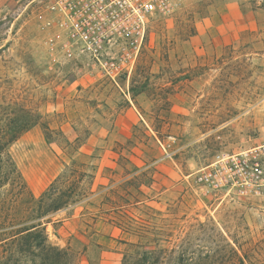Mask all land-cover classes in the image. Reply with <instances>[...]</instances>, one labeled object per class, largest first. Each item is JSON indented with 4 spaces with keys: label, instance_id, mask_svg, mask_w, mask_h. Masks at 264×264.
I'll return each mask as SVG.
<instances>
[{
    "label": "rangeland",
    "instance_id": "obj_1",
    "mask_svg": "<svg viewBox=\"0 0 264 264\" xmlns=\"http://www.w3.org/2000/svg\"><path fill=\"white\" fill-rule=\"evenodd\" d=\"M47 1L0 0V120L37 121L0 156V264H131L150 250L188 264L222 236L264 264V191L195 182L264 144V0H173L117 86L47 45ZM70 182V203L34 221L41 195ZM38 222L50 251L18 254L10 237Z\"/></svg>",
    "mask_w": 264,
    "mask_h": 264
},
{
    "label": "built area",
    "instance_id": "obj_2",
    "mask_svg": "<svg viewBox=\"0 0 264 264\" xmlns=\"http://www.w3.org/2000/svg\"><path fill=\"white\" fill-rule=\"evenodd\" d=\"M173 0H48L43 22L47 45L60 43L84 68L113 82L129 78L151 19L170 12ZM263 160V161H262ZM195 177L209 189L247 186L264 191V144L220 160Z\"/></svg>",
    "mask_w": 264,
    "mask_h": 264
},
{
    "label": "trees",
    "instance_id": "obj_3",
    "mask_svg": "<svg viewBox=\"0 0 264 264\" xmlns=\"http://www.w3.org/2000/svg\"><path fill=\"white\" fill-rule=\"evenodd\" d=\"M3 48H0V51ZM37 121L33 118L30 119H15L8 118L0 120V156H2L4 150L25 131L34 126ZM82 175V174H81ZM80 178L77 179V181ZM7 178L2 175L0 167V188L5 185ZM75 185L70 182L64 190H57L53 184L41 195L37 203V209H35L36 216L34 221H41L42 218H47L48 215L53 214L63 208H65L71 201L74 195ZM41 222L31 224L29 227H25L17 231L12 238V243L19 245L18 254L27 252L32 257H35L36 251L49 252L47 248V239L45 236V229ZM224 244L222 248L214 252H207L204 256H197L198 260H195L194 253H188V264H245L243 258L240 257L237 251L230 245V243L222 236ZM3 240H0V242ZM137 245H130V249L137 248ZM167 250H159L157 253L150 251L136 252L133 251L130 254L124 255L123 263L131 264H162L164 258L160 257L159 253L166 254ZM171 252V251H170ZM173 252V251H172ZM56 259H60L59 252L55 253ZM186 254L180 253L179 261L183 260ZM22 256V255H21ZM22 260V259H20ZM19 261V260H17ZM16 261V262H17ZM32 261V260H31Z\"/></svg>",
    "mask_w": 264,
    "mask_h": 264
}]
</instances>
